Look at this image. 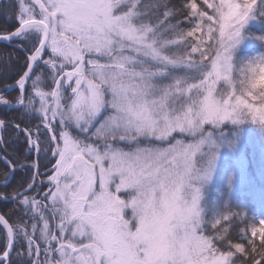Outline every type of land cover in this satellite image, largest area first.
Wrapping results in <instances>:
<instances>
[{
	"label": "snow or ice",
	"instance_id": "6c2138e0",
	"mask_svg": "<svg viewBox=\"0 0 264 264\" xmlns=\"http://www.w3.org/2000/svg\"><path fill=\"white\" fill-rule=\"evenodd\" d=\"M17 10L0 40L26 58L19 95L0 94V107L25 119H0V150L11 127L35 159L0 155V183L29 174L0 192L28 217L0 214V264H264V220L233 242L217 226L237 214L216 215L206 235L200 207L219 147L206 126L264 127V88H243L233 57L264 0H17Z\"/></svg>",
	"mask_w": 264,
	"mask_h": 264
},
{
	"label": "trees",
	"instance_id": "16d2710c",
	"mask_svg": "<svg viewBox=\"0 0 264 264\" xmlns=\"http://www.w3.org/2000/svg\"><path fill=\"white\" fill-rule=\"evenodd\" d=\"M170 5L179 7L183 4L184 0H168ZM18 16L17 0H0V34L14 30L16 25V17ZM176 20H182V16H177ZM255 22L249 24L246 28V36L248 44L240 52L242 57H238L239 60H243V57L249 59L263 55L264 53V15L255 16ZM181 27L187 29L190 27L187 23L181 25ZM25 53L17 47L16 43H4L0 42V87L15 82L17 73L21 71L25 63ZM238 66V65H237ZM3 95L8 100L14 103L16 97L19 95V89L14 88L12 90H4ZM38 103V102H37ZM0 118L7 121H11L13 124L21 123L25 119L24 113L19 109L11 106L0 107ZM23 126V124L21 125ZM3 136L8 140V144L4 146L2 154L6 151L8 156L15 162L17 159H23V155H32L35 159L34 154L29 153L25 148V138L14 132L13 128H8ZM51 159V158H50ZM54 163V160L52 161ZM47 165V169L41 168L40 179L46 181L48 175L51 174L50 169L52 164L47 160L43 161ZM7 165L3 160H0V178H2ZM9 178V177H8ZM29 178V174L20 168L14 173L8 185L0 183V192H8L9 194L20 184L24 183ZM263 185V197L258 194L259 200L258 205L251 199H242V195L238 198L232 197L230 194V188L219 183H215L209 192V196L205 200V212L204 218L208 223L205 224V234L214 235L215 229L211 227V222L216 215L221 213L231 214L236 213L233 219L230 221H221V225L217 228L227 227L229 228V238L233 242H243L241 240V230L248 228L250 224H258V215L264 211V180ZM50 185L47 183L40 185L42 191H48ZM254 198L253 193H248ZM0 212L5 215L10 222H16L19 219L27 220L28 217L24 216L19 206L11 200H0ZM51 219V218H50ZM30 223V221H29ZM3 229L0 228V233ZM21 248V244L17 245V249ZM42 254L40 259L42 260ZM16 253H13L15 258Z\"/></svg>",
	"mask_w": 264,
	"mask_h": 264
},
{
	"label": "rangeland",
	"instance_id": "374dc122",
	"mask_svg": "<svg viewBox=\"0 0 264 264\" xmlns=\"http://www.w3.org/2000/svg\"><path fill=\"white\" fill-rule=\"evenodd\" d=\"M254 20L255 17L250 19L242 30V41L233 52L235 65L241 66L244 62L250 60L247 57H243V60L237 62L238 57H242L240 52L249 42L246 36V28L249 24L254 23ZM220 87H224L223 83L220 84ZM206 128L212 132L213 139L219 147L212 149V151L218 153V156L211 179L200 184V207L203 216L205 200L215 183L228 186L232 197L238 198L242 195V199L247 201L251 199L255 202V205H258L256 200H262L261 198L259 200L258 194L263 197L264 127L247 118L239 124L224 121L218 127L207 125ZM177 138L191 139L190 137H180L179 134H177ZM205 152H207V148ZM206 161L207 155L200 156L198 158V166L199 163ZM248 193H253L255 200L252 196L250 198ZM260 220H264V211L258 215V223ZM44 258L42 254V260Z\"/></svg>",
	"mask_w": 264,
	"mask_h": 264
},
{
	"label": "clouds",
	"instance_id": "9594fccd",
	"mask_svg": "<svg viewBox=\"0 0 264 264\" xmlns=\"http://www.w3.org/2000/svg\"><path fill=\"white\" fill-rule=\"evenodd\" d=\"M249 64L255 65L254 70H249ZM243 74L240 76L242 87L249 91H260L264 88V55L251 58L241 65Z\"/></svg>",
	"mask_w": 264,
	"mask_h": 264
},
{
	"label": "water",
	"instance_id": "95a60500",
	"mask_svg": "<svg viewBox=\"0 0 264 264\" xmlns=\"http://www.w3.org/2000/svg\"><path fill=\"white\" fill-rule=\"evenodd\" d=\"M0 35H2V34H0ZM0 42H4V43H12V42H9V41H7V40H0ZM8 85H13V87H6L7 85H4V86L0 87V94H3L2 92H3L4 90H12V89L16 88V87H14L15 82H14V83H11V84H8ZM0 119H1V118H0ZM0 155H3L1 151H0ZM13 175H14V173H13L12 175L9 176V178H8V182L11 180V178L13 177ZM0 214H1V212H0ZM13 253H14V252H13ZM12 255H13V254H12Z\"/></svg>",
	"mask_w": 264,
	"mask_h": 264
}]
</instances>
